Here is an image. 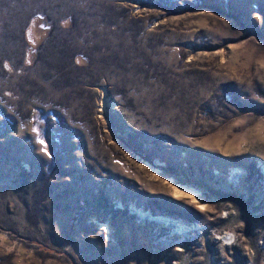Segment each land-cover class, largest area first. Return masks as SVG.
<instances>
[{
  "label": "rangeland",
  "instance_id": "obj_1",
  "mask_svg": "<svg viewBox=\"0 0 264 264\" xmlns=\"http://www.w3.org/2000/svg\"><path fill=\"white\" fill-rule=\"evenodd\" d=\"M0 264H264V0H0Z\"/></svg>",
  "mask_w": 264,
  "mask_h": 264
},
{
  "label": "bare ground",
  "instance_id": "obj_2",
  "mask_svg": "<svg viewBox=\"0 0 264 264\" xmlns=\"http://www.w3.org/2000/svg\"><path fill=\"white\" fill-rule=\"evenodd\" d=\"M177 189H178V188H177ZM179 189L181 190V188H179ZM181 191L184 192V194H185V192L188 193V191L185 190V189H184V190H181ZM191 193H192V191H189L188 194L191 195ZM195 194H196V193H195ZM193 195H194V193H193ZM191 196H192V195H191ZM192 197H193V196H192ZM174 227H178V229H177V228H176V229L174 228L176 231H179V232L182 231L183 233L187 232V230H186V228H185L184 226H181V225L179 226V225H178V226H174Z\"/></svg>",
  "mask_w": 264,
  "mask_h": 264
},
{
  "label": "water",
  "instance_id": "obj_3",
  "mask_svg": "<svg viewBox=\"0 0 264 264\" xmlns=\"http://www.w3.org/2000/svg\"><path fill=\"white\" fill-rule=\"evenodd\" d=\"M156 221L165 222L166 220L161 219V218H157Z\"/></svg>",
  "mask_w": 264,
  "mask_h": 264
}]
</instances>
